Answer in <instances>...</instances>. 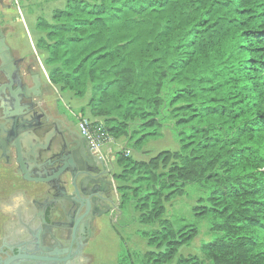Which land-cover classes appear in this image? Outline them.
<instances>
[{
  "label": "trees",
  "instance_id": "1",
  "mask_svg": "<svg viewBox=\"0 0 264 264\" xmlns=\"http://www.w3.org/2000/svg\"><path fill=\"white\" fill-rule=\"evenodd\" d=\"M50 84L140 150L172 123L176 151L117 154L119 210L137 214L148 250L118 264H202L179 251L200 235L165 204L198 191L192 213L211 264H264V0H66L39 19Z\"/></svg>",
  "mask_w": 264,
  "mask_h": 264
},
{
  "label": "flooded vegetation",
  "instance_id": "2",
  "mask_svg": "<svg viewBox=\"0 0 264 264\" xmlns=\"http://www.w3.org/2000/svg\"><path fill=\"white\" fill-rule=\"evenodd\" d=\"M8 0H0V8L6 12ZM0 19V135L5 138L16 133L24 150L37 149L45 146L57 136L62 141L56 147L57 157L50 162L54 165L60 163L61 168L77 170L78 168L94 172L96 175L88 176L87 183L94 182L97 194L90 195L84 202L82 194L65 192L63 181L58 186V194L54 195L46 186L42 196L36 200L28 201L34 210L28 212L22 209L15 210L13 228L8 232L0 226V264H90L92 258L88 254L91 244L96 240L98 231L105 219L115 216L113 200L114 174L112 166L106 160L94 155L88 148L84 138L77 133V128L68 124L74 133L62 132L58 117L46 109L42 101L46 87L43 85L41 75L33 61L20 55L16 48L8 43L9 29L1 23ZM38 84V85H37ZM58 112L59 107L54 104ZM16 119V121H14ZM76 119V118H75ZM45 135V140L39 141ZM69 136L76 145L71 146ZM16 138V139H17ZM11 143L14 138H10ZM58 142V141H57ZM0 160L5 171L21 180L18 175V164L15 162L14 151L9 149L7 154L0 150ZM110 163V160H109ZM73 165L74 167H72ZM24 166H30L24 163ZM97 170V171H95ZM31 177H34L33 175ZM34 182V181H32ZM90 187L85 188L89 191ZM105 206L110 212L100 218L92 217L100 214ZM50 212L53 215L50 217ZM46 219L45 225L42 219ZM53 224H50L51 221ZM5 223L0 217V224Z\"/></svg>",
  "mask_w": 264,
  "mask_h": 264
},
{
  "label": "rangeland",
  "instance_id": "3",
  "mask_svg": "<svg viewBox=\"0 0 264 264\" xmlns=\"http://www.w3.org/2000/svg\"><path fill=\"white\" fill-rule=\"evenodd\" d=\"M66 0H8L9 11L6 12L0 8L1 23L9 29L8 43L18 50L20 55L26 56L28 60L34 62L36 69L41 75L46 92L49 91L52 96L53 104L59 107L58 112L76 128V119L87 120L90 124L98 123L103 125L101 119H95L88 112L81 114L80 110L85 107L88 101V95L82 98H76L70 91H61L58 87H51L47 82V69L43 65L44 53L36 49V40L42 36L36 31V22L39 19L51 20L54 10L62 9ZM49 81V80H48ZM107 151L111 152L109 158L105 155L102 157L113 170L111 174L120 173V168L116 164L117 154L122 150L129 151L133 159L138 161H148L150 158L162 151H176L178 143L175 139L172 123H167L162 131V137L146 142L140 150H134L125 147V140H113L105 145ZM104 146V147H105ZM118 182L114 181L115 191L113 200L115 205V216L107 222H102L98 231L96 240L91 244L88 254L92 258L90 264H118V257L125 252L129 262H135L141 257L148 248L145 240L141 238L140 227L136 223L137 214L132 210H119V194L116 191ZM198 191L195 187L190 186L185 189V195L177 197L165 204L166 217L171 220L175 226L180 222L187 221L198 224L200 235L192 243L180 249L179 254L182 256H197L202 264H211L207 257L202 253L200 246L213 238L208 233V222L198 220L192 213V207L195 204Z\"/></svg>",
  "mask_w": 264,
  "mask_h": 264
},
{
  "label": "water",
  "instance_id": "4",
  "mask_svg": "<svg viewBox=\"0 0 264 264\" xmlns=\"http://www.w3.org/2000/svg\"><path fill=\"white\" fill-rule=\"evenodd\" d=\"M38 85V84H37ZM16 121V119L14 120ZM59 133H74L70 130L69 126H65L62 132ZM21 137V136H20ZM19 137V138H20ZM10 138H14V142L11 143ZM16 133H12L10 136L5 138L0 135V150L2 154L6 155L9 149L14 151L15 162L18 164V175H21L26 181H34L37 184L46 185L54 195L58 194L57 187L60 186L61 177L66 179L63 181V189L65 192H69V196L72 194H82L84 197V202H87V197L93 194H97L98 191L94 190L95 183H87L86 178L88 176H94L96 173L84 171L80 168L77 170H70L67 167L61 168L60 163L54 165V162H50L53 158L57 157L56 147L59 142L62 141V137L57 136L52 138L49 142L45 140V135L39 139L42 142L45 140V146L43 144L38 146L37 149L30 148L29 150H24L20 144L19 138H17ZM45 138V139H44ZM40 141V142H41ZM58 141V142H57ZM69 142L71 146H75V140L69 136ZM1 162V160H0ZM29 163L30 166H24V163ZM74 167L73 165H71ZM97 171V170H95ZM34 177H31V176ZM90 187L89 191H85V188ZM22 199L15 195L11 198L4 200L0 203V211L10 214L13 217L15 210L21 207ZM110 208L105 206L104 210L100 214H93V219L100 218L102 215H106L110 212ZM53 213L50 212V217ZM43 223L47 225L46 219H42ZM52 220L50 224H53ZM13 228V225H12ZM11 228V230H12Z\"/></svg>",
  "mask_w": 264,
  "mask_h": 264
},
{
  "label": "crops",
  "instance_id": "5",
  "mask_svg": "<svg viewBox=\"0 0 264 264\" xmlns=\"http://www.w3.org/2000/svg\"><path fill=\"white\" fill-rule=\"evenodd\" d=\"M48 85L54 87L48 81ZM50 89L45 93L42 101L44 102L46 109L50 110L51 114L58 117V121L61 122L62 127H65L69 124V122L64 118L62 114H58L56 108H54L53 98L50 96ZM78 133V132H77ZM108 146L103 148L102 156H106L109 158V154L111 152L107 151ZM101 158H106L102 157ZM111 158H109L110 160ZM46 185L37 184L32 181L21 180L15 175H12L10 171H5L3 164L0 162V203L4 200L11 198L15 195L19 196L22 199L21 206L25 211L34 210V206H30L28 201H33L42 196V193L45 190ZM0 217H2L5 223H1L0 226L4 227L5 230L8 229V232L11 231L13 225V217L10 214L4 213L0 211Z\"/></svg>",
  "mask_w": 264,
  "mask_h": 264
},
{
  "label": "built area",
  "instance_id": "6",
  "mask_svg": "<svg viewBox=\"0 0 264 264\" xmlns=\"http://www.w3.org/2000/svg\"><path fill=\"white\" fill-rule=\"evenodd\" d=\"M76 128L86 141L89 150L101 158L104 146L112 141L104 126L98 123L92 125L87 120L76 118ZM125 154L128 155L129 151H126Z\"/></svg>",
  "mask_w": 264,
  "mask_h": 264
}]
</instances>
